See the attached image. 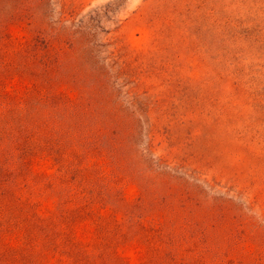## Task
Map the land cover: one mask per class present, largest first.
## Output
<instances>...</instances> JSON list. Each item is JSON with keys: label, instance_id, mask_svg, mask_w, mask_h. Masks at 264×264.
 I'll return each instance as SVG.
<instances>
[{"label": "rangeland", "instance_id": "374dc122", "mask_svg": "<svg viewBox=\"0 0 264 264\" xmlns=\"http://www.w3.org/2000/svg\"><path fill=\"white\" fill-rule=\"evenodd\" d=\"M0 264H264V0H0Z\"/></svg>", "mask_w": 264, "mask_h": 264}]
</instances>
